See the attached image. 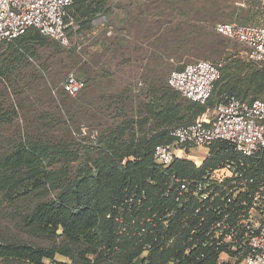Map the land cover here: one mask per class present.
I'll use <instances>...</instances> for the list:
<instances>
[{
  "label": "trees",
  "instance_id": "16d2710c",
  "mask_svg": "<svg viewBox=\"0 0 264 264\" xmlns=\"http://www.w3.org/2000/svg\"><path fill=\"white\" fill-rule=\"evenodd\" d=\"M106 1L72 0L66 23L70 17L79 18L82 25H90L101 16L107 20ZM215 27L213 33L197 30L194 34L208 42L216 39L217 47H221L231 39L217 34ZM122 35L110 43L99 40L97 46L101 45L103 51L110 46L115 60L118 52L114 43ZM50 39L30 29L19 38L1 42L0 50L7 47L0 57V81L35 57L40 47L50 44ZM186 39L192 37L187 35ZM67 54L75 59L72 49ZM166 57L191 59L193 54ZM224 62V67L212 63L219 68L221 77L212 98L204 105L182 97L161 79H154L164 74L139 75L143 78L127 83L118 96L122 105L117 112L123 121L115 130L97 135L94 145L88 147L97 151V156L90 157L86 151L87 161L76 173L71 165L80 156L66 142L20 136L0 145V196L6 202L35 194L44 198L51 195L23 218L26 236H0V260L4 264H217L219 252L201 242L186 255L192 244L189 230L180 224L181 208L175 201L174 186L169 196L168 191L173 176L192 179L227 159L237 158L234 147L214 142L200 168L185 159L163 168L155 161L154 151L159 145L173 146L174 128L194 123L227 97L245 103L264 100L263 65L240 61L236 54ZM64 94L62 102L66 104L68 93ZM137 101L141 103L134 109ZM129 105L133 107L131 112ZM5 108L0 104V125L8 115L16 114L14 110L4 112ZM247 164L250 173L264 176V155ZM168 211L175 216L165 226ZM170 240L173 243L167 246Z\"/></svg>",
  "mask_w": 264,
  "mask_h": 264
},
{
  "label": "rangeland",
  "instance_id": "374dc122",
  "mask_svg": "<svg viewBox=\"0 0 264 264\" xmlns=\"http://www.w3.org/2000/svg\"><path fill=\"white\" fill-rule=\"evenodd\" d=\"M106 9L107 20L101 16L90 25H82L79 18L70 17L67 42L50 39V44L40 47L35 57L18 65L12 76L8 74V78L0 81V104L5 105L4 112H16L0 125V145L20 136L66 142L80 156L71 165L76 173L87 161L86 151L90 157L97 156V151L90 150L97 135L115 130L123 121L117 111L122 105L118 96L125 85L143 78L118 74L116 59L111 56L113 49L97 48L99 40L110 43L123 34L142 44L145 51H139L140 55L179 58L191 52L193 57L183 65L206 60L224 67V60L231 54L253 64L246 47L227 39L217 47L216 39L208 42L194 31L213 33L214 27L221 23L264 26V0H107ZM187 35L192 40H187ZM150 48L152 51L147 50ZM71 49L76 52L74 60L67 54ZM3 51L0 50V57ZM174 70L167 64L162 70L166 74L154 79L168 85ZM70 75L83 81L85 88L76 96L68 94L69 101L64 104L63 84ZM140 103L137 101L134 109ZM132 109L129 105L128 110ZM205 114L212 116L213 109ZM196 154H201L197 161L203 162L207 149L201 147ZM50 197L35 194L9 203L0 196V236H26L23 218ZM58 259L70 263L63 257ZM0 264L4 262L0 260Z\"/></svg>",
  "mask_w": 264,
  "mask_h": 264
},
{
  "label": "built area",
  "instance_id": "2783aa9c",
  "mask_svg": "<svg viewBox=\"0 0 264 264\" xmlns=\"http://www.w3.org/2000/svg\"><path fill=\"white\" fill-rule=\"evenodd\" d=\"M72 0H0V43L10 42L37 29L46 37L67 42L66 18ZM105 18V17H104ZM215 32L246 47L249 59L264 66V27L221 23ZM221 73L208 61L187 64L174 70L168 86L191 101L206 104L213 96ZM85 83L70 75L63 89L78 95ZM173 146L159 145L155 161L169 168L180 160L203 166L214 142L234 147L235 159H227L192 179L172 177L175 201L181 208L180 224L189 230L192 243L189 256L198 242L219 252L217 264H264V176L249 171L250 159L264 155V100L253 103L227 97L216 105L213 115L204 114L194 123L171 131ZM205 147L207 154L198 162L196 154ZM151 182V180H150ZM174 212L168 211L167 226ZM173 243L170 240L167 246Z\"/></svg>",
  "mask_w": 264,
  "mask_h": 264
},
{
  "label": "crops",
  "instance_id": "0c3cea01",
  "mask_svg": "<svg viewBox=\"0 0 264 264\" xmlns=\"http://www.w3.org/2000/svg\"><path fill=\"white\" fill-rule=\"evenodd\" d=\"M114 44H116L115 50L118 52L116 63L120 75H165L166 72H160V70L166 68L167 64L180 70L185 67L184 62L189 60L187 57L174 59L166 56L140 55L139 51H145L144 47L129 36H120ZM97 48L102 49L101 45H98ZM147 50L152 51L151 48Z\"/></svg>",
  "mask_w": 264,
  "mask_h": 264
}]
</instances>
